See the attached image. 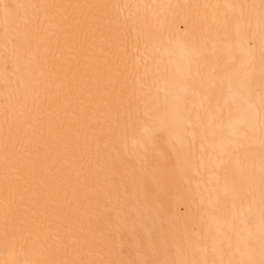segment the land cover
Wrapping results in <instances>:
<instances>
[{"label": "bare ground", "instance_id": "obj_1", "mask_svg": "<svg viewBox=\"0 0 264 264\" xmlns=\"http://www.w3.org/2000/svg\"><path fill=\"white\" fill-rule=\"evenodd\" d=\"M0 264H264V0H0Z\"/></svg>", "mask_w": 264, "mask_h": 264}]
</instances>
